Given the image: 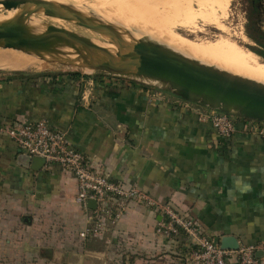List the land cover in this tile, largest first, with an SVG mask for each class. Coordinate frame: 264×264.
<instances>
[{
  "label": "crops",
  "instance_id": "crops-1",
  "mask_svg": "<svg viewBox=\"0 0 264 264\" xmlns=\"http://www.w3.org/2000/svg\"><path fill=\"white\" fill-rule=\"evenodd\" d=\"M18 73L0 78V124L45 119L110 179L171 202L217 240L234 235L264 247V136L240 124L222 136L177 96L135 79ZM27 155L0 133V203L22 209L47 201L67 217L77 237L51 247L55 263L198 264L187 237L159 235L161 217L137 203L105 235L81 238L87 218L76 179L58 164L35 169Z\"/></svg>",
  "mask_w": 264,
  "mask_h": 264
},
{
  "label": "water",
  "instance_id": "water-1",
  "mask_svg": "<svg viewBox=\"0 0 264 264\" xmlns=\"http://www.w3.org/2000/svg\"><path fill=\"white\" fill-rule=\"evenodd\" d=\"M0 4L5 9L22 7L17 16L0 23V46L16 47L32 39L48 45L64 43L75 49L82 58V68L135 79L203 107L264 122L263 83L193 60L158 41L127 40L125 34L115 26L92 18L64 2L0 0ZM40 10L49 16L74 21L76 25L108 35L118 46L117 53L113 54L88 38L53 24H49L43 33H29L24 19ZM98 53H103L104 57ZM27 161L32 162L33 168L38 170L45 164V159L39 156L27 155ZM88 205L94 208L95 200H90ZM219 243L223 249L237 250L241 246L234 235H222ZM262 254L261 251L257 252V256ZM44 255L53 258V249L46 248Z\"/></svg>",
  "mask_w": 264,
  "mask_h": 264
},
{
  "label": "rangeland",
  "instance_id": "rangeland-1",
  "mask_svg": "<svg viewBox=\"0 0 264 264\" xmlns=\"http://www.w3.org/2000/svg\"><path fill=\"white\" fill-rule=\"evenodd\" d=\"M52 1H60L77 7L90 17L115 26L131 40H152L169 47L177 45L184 47L181 37L186 42L191 39L197 40L200 37L199 41L208 40L215 43L219 48L228 47L231 43L238 49L246 47L264 53V8L262 16L258 20L261 34L254 24L253 16L259 12L254 0H204L201 5H197V2L193 6L196 16H190L189 21V25L196 29L195 33L187 27L176 26L177 19L182 18L175 17L172 12L161 6L157 7L155 13L156 19L159 21L157 28V24L148 20L150 16L145 18L146 15L142 14L135 6L129 5L128 0ZM7 10L4 7L0 8V15L7 14ZM182 12H184L183 7L179 9V13ZM33 18L65 27L89 39L106 40L102 35L81 25H71L42 14H35ZM49 66L43 68L39 66L28 67L24 68L25 71L23 72L27 75L75 73L85 76L86 80L90 79L88 76L99 78L100 75H106L79 67L57 68ZM16 70H20V68H0V78L11 76V74L18 72ZM231 115L238 116L236 114ZM14 202L18 201H12L13 204ZM24 204L25 207L22 209L16 208V206L6 209L2 208L3 203H0V264H57L52 260L53 258L44 255L45 249L66 245L70 241L69 237L72 239L77 237L76 232L73 233V230H69L70 228L66 224L68 222L67 217L61 216L58 211H55L56 208L47 201H42L40 206L28 201H25ZM25 243H28L26 244L27 247H25ZM29 245L36 246L39 250L31 248Z\"/></svg>",
  "mask_w": 264,
  "mask_h": 264
},
{
  "label": "built area",
  "instance_id": "built-area-1",
  "mask_svg": "<svg viewBox=\"0 0 264 264\" xmlns=\"http://www.w3.org/2000/svg\"><path fill=\"white\" fill-rule=\"evenodd\" d=\"M155 88L152 90L156 91ZM178 102L194 108L199 118L210 121L222 136L231 137L238 131L239 124L245 131L264 136V122L212 110L181 98ZM0 133L9 135L28 155L44 158L45 165L58 164L76 179V200L87 218L80 232L83 239L105 235L117 225L130 205L137 203L161 217L156 225L159 235L167 239L186 236L191 256L198 264H232L233 260L239 264H264V255L257 256L260 250L264 253V247L241 244L237 250L221 248L219 240L203 231L195 219L181 214L171 202L156 198L140 186L110 179L68 140L65 131L51 126L45 119L3 122ZM90 200H95L94 208L89 207Z\"/></svg>",
  "mask_w": 264,
  "mask_h": 264
},
{
  "label": "bare ground",
  "instance_id": "bare-ground-1",
  "mask_svg": "<svg viewBox=\"0 0 264 264\" xmlns=\"http://www.w3.org/2000/svg\"><path fill=\"white\" fill-rule=\"evenodd\" d=\"M128 1L127 3L129 5L135 6L138 10H140L142 14L146 15L145 18H147V16H150V18L148 17V20H150V22H152L153 24H157V22H159L156 19L155 13L157 7L161 6L162 8L172 12L175 17L182 18V19H177V21L175 22L176 26H182L183 28L187 27L193 33H195L196 29L189 25V21L191 19L190 16H196V12L193 9V6L197 2H198L197 5H201L204 3V0H130V2ZM2 7L3 5L0 4V8ZM182 7L184 9V12L179 13V9H182ZM21 10L22 7L16 9H8L7 14L0 15V23L14 18L21 12ZM35 14H42L49 18L57 19L59 21H64L70 23L71 25H76L74 21H67L59 17L49 16L45 14L43 10H40ZM35 14L25 18L24 25L26 29L29 31V33L40 34L47 29V26L49 24H53V23L46 21L44 22L35 19L33 18ZM156 27L158 28L159 25ZM98 34L102 35L106 40L89 39V38L88 39L92 43L106 49L107 51L113 54H116L118 50V46L112 41V39L106 34L103 33H98ZM124 38L130 40V38L127 35H124ZM198 39L197 40L191 39L186 42L181 37L182 42H184V47L181 46L179 47V45L170 46V47L168 45L166 46L193 60L230 72L231 74L264 84V55L252 49L254 53H256L259 56L258 57L252 54L246 48L241 47L242 49L241 50L238 49L236 46L234 47L231 43H229L228 47L219 48L215 43H211L208 40L199 41ZM170 44L173 43L170 42ZM236 49L241 51L242 53L237 51ZM98 54L100 57H104L103 53L101 54L98 53ZM82 63H83L82 58L78 56L76 50L64 43H55L52 45H48L40 40L32 39L16 47L0 46V68L12 67V68H20V70H23L24 68L33 67V66H39L42 68L50 67L49 65L57 68L58 67L82 68L81 67ZM82 69L91 71V69L87 67Z\"/></svg>",
  "mask_w": 264,
  "mask_h": 264
},
{
  "label": "flooded vegetation",
  "instance_id": "flooded-vegetation-1",
  "mask_svg": "<svg viewBox=\"0 0 264 264\" xmlns=\"http://www.w3.org/2000/svg\"><path fill=\"white\" fill-rule=\"evenodd\" d=\"M254 2L256 3V8H257V10L259 11V12L255 15L256 17L253 18V19H254V24H255V27L258 28V31L262 34L258 20H259V18H261V16H262V10H263V8H264V0H254ZM257 28H256V29H257ZM263 35H264V34H263ZM244 48H246V47H244ZM246 49H247L248 51H250L252 54H254V55L257 56V54L254 53V51H253L252 49H250V48H246ZM260 53H261V52H260ZM261 54L264 55V53H261Z\"/></svg>",
  "mask_w": 264,
  "mask_h": 264
},
{
  "label": "trees",
  "instance_id": "trees-1",
  "mask_svg": "<svg viewBox=\"0 0 264 264\" xmlns=\"http://www.w3.org/2000/svg\"><path fill=\"white\" fill-rule=\"evenodd\" d=\"M254 17H256V16H253V18H254ZM255 28H257V27H255ZM257 30H258V28H257ZM257 56H258V55H257ZM258 57H259V56H258ZM18 74H20V72H19Z\"/></svg>",
  "mask_w": 264,
  "mask_h": 264
}]
</instances>
